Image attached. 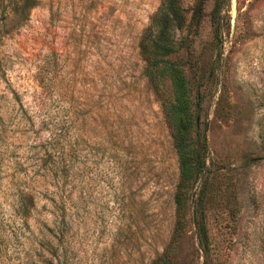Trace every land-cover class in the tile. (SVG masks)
Masks as SVG:
<instances>
[{
  "label": "rangeland",
  "instance_id": "rangeland-1",
  "mask_svg": "<svg viewBox=\"0 0 264 264\" xmlns=\"http://www.w3.org/2000/svg\"><path fill=\"white\" fill-rule=\"evenodd\" d=\"M161 1L0 0V264H264V0H180L206 143L180 214Z\"/></svg>",
  "mask_w": 264,
  "mask_h": 264
},
{
  "label": "trees",
  "instance_id": "trees-1",
  "mask_svg": "<svg viewBox=\"0 0 264 264\" xmlns=\"http://www.w3.org/2000/svg\"><path fill=\"white\" fill-rule=\"evenodd\" d=\"M219 6V2H215L213 10L218 11ZM186 21L180 0H162L140 40L141 50L147 58V76L167 74L172 88L173 97L164 104V114L171 128L173 147L178 157L179 175L173 193L177 214L185 206L191 183L197 179L204 167L203 153L206 149L205 141L202 144L197 143L193 136L198 123L192 112L188 80L182 68L168 58L177 51L171 29L183 28ZM196 226L201 240L205 242L207 230L204 220L198 219Z\"/></svg>",
  "mask_w": 264,
  "mask_h": 264
}]
</instances>
